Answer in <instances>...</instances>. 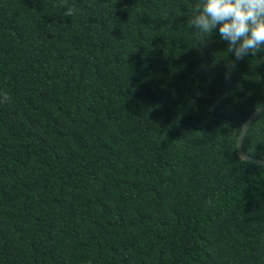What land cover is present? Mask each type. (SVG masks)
<instances>
[{
  "label": "trees",
  "instance_id": "16d2710c",
  "mask_svg": "<svg viewBox=\"0 0 264 264\" xmlns=\"http://www.w3.org/2000/svg\"><path fill=\"white\" fill-rule=\"evenodd\" d=\"M193 3L0 0V264H264V51Z\"/></svg>",
  "mask_w": 264,
  "mask_h": 264
},
{
  "label": "clouds",
  "instance_id": "9594fccd",
  "mask_svg": "<svg viewBox=\"0 0 264 264\" xmlns=\"http://www.w3.org/2000/svg\"><path fill=\"white\" fill-rule=\"evenodd\" d=\"M189 26L206 37L215 28L227 41L226 51L239 60L264 51V0H194ZM2 95L6 100L7 94ZM259 105L256 111H264V103Z\"/></svg>",
  "mask_w": 264,
  "mask_h": 264
},
{
  "label": "water",
  "instance_id": "95a60500",
  "mask_svg": "<svg viewBox=\"0 0 264 264\" xmlns=\"http://www.w3.org/2000/svg\"><path fill=\"white\" fill-rule=\"evenodd\" d=\"M264 110V109H262ZM264 113V111L262 112H257L255 111L251 116L250 118L247 120V122L244 124L243 128H242V131H241V134L239 135L238 137V141H237V147H238V154L239 156L243 159V160H246V161H251V162H255L257 164H261V165H264V159H260V158H256V157H253L249 154H247L245 151H244V148H243V143H244V140H245V137L249 131V129L251 128V126L255 123V121L258 119V117L260 115H262Z\"/></svg>",
  "mask_w": 264,
  "mask_h": 264
}]
</instances>
